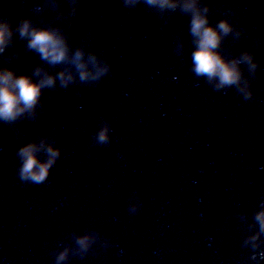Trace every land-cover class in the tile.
<instances>
[{
  "label": "clouds",
  "instance_id": "1",
  "mask_svg": "<svg viewBox=\"0 0 264 264\" xmlns=\"http://www.w3.org/2000/svg\"><path fill=\"white\" fill-rule=\"evenodd\" d=\"M160 2L166 4L167 0ZM69 3L67 10L61 7V0H42L37 3L32 9L35 13H43L46 8L54 12V16L46 22L24 16L14 24L8 15H0V55L9 63L17 58L19 51L9 53L8 50L19 39L24 42V49L35 54L40 61L29 72H17L13 67L0 66V122L14 126L24 119L36 120L44 108L43 97L47 91H54L58 87L67 89L77 82L93 83L99 79L101 69L97 67V53L90 50V41L81 39L74 43L69 31L80 0H69ZM149 3H156V0H149ZM181 12L189 15L194 74L206 77L210 84L213 79H217L219 83L214 86L217 90L235 87L245 98H250L252 91L246 90L250 86L249 81L244 80V86L241 87L242 70L239 66L247 65L254 74L258 67L254 55L242 51L238 56H226L221 50L228 36L238 39L242 30L236 28L228 18L211 23L210 8L202 4L201 0H185ZM180 47L182 50L184 44ZM108 131L106 128L99 133V144L110 143ZM49 135L41 136L39 144L38 139H33L18 148V176L22 181L40 184L49 177V169L61 155L60 148L49 146L42 153L47 162H41L40 150ZM53 143H57L55 136ZM255 220L259 224V231L245 237L243 241L245 246L250 245L254 250L261 247L259 237L264 235V211L256 213ZM259 255L264 257V251L259 252ZM64 257L65 254L61 253L57 260Z\"/></svg>",
  "mask_w": 264,
  "mask_h": 264
}]
</instances>
